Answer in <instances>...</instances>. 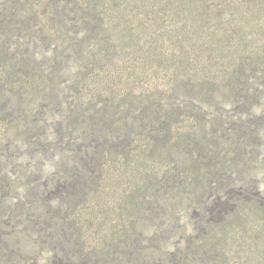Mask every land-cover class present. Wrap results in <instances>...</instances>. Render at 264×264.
Wrapping results in <instances>:
<instances>
[{"label":"trees","instance_id":"1","mask_svg":"<svg viewBox=\"0 0 264 264\" xmlns=\"http://www.w3.org/2000/svg\"><path fill=\"white\" fill-rule=\"evenodd\" d=\"M0 137L30 165L0 194L43 231L15 264H226L228 228L264 222L239 197L264 169V0H0ZM115 163L123 217L95 249L73 217Z\"/></svg>","mask_w":264,"mask_h":264},{"label":"rangeland","instance_id":"2","mask_svg":"<svg viewBox=\"0 0 264 264\" xmlns=\"http://www.w3.org/2000/svg\"><path fill=\"white\" fill-rule=\"evenodd\" d=\"M255 114L259 115V113ZM0 140H2L1 137ZM259 150L261 151L260 148ZM15 154L14 156L5 154L1 158L6 157L3 163H0V175H4L5 180H9V182L16 185L17 182H25L19 168L30 172V165L23 157L22 149L19 148ZM257 156L258 159H261L260 164H264L262 151ZM49 162L50 160L45 159V163ZM130 172L129 169H123L122 165L115 163L108 170L106 187L103 189L102 195L97 193L95 188L73 217V223L77 225H82L84 221L88 223L83 231L80 230V234L83 240L89 242V246L96 249V243L101 238H109L116 233L118 220H122L123 216L120 215V212L118 214L120 210L115 208L117 205H121V201L125 197L124 191L130 179ZM36 178V181L41 185L44 179L42 177ZM254 180V189L251 192L243 193L239 197L244 203L255 202L257 208L264 214V169L256 171ZM51 201H54V198H51ZM20 202L21 197L16 193L10 195L9 192H2L0 194V209H3L2 215H0V264H15L14 258L16 255L11 244L16 243L22 234L28 233L29 235H25L31 236L32 239L30 240L37 243L43 232L38 227H33L30 231H27L22 222V217L16 216L15 211V214H12L13 210L20 205ZM224 209L229 213L234 212V206L232 205L225 206ZM9 211L10 213H8ZM244 213V217L237 219L238 221L234 222V225L230 226L226 233V264H264V222L253 220L249 213L246 214L245 211ZM213 221L215 223L222 222V218H213ZM50 228L47 230H50ZM241 229L242 233H240ZM48 257L49 253H46L43 257H38L39 262L45 263Z\"/></svg>","mask_w":264,"mask_h":264}]
</instances>
